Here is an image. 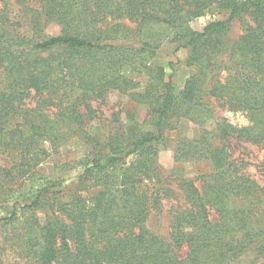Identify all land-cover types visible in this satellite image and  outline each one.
Returning a JSON list of instances; mask_svg holds the SVG:
<instances>
[{
  "label": "trees",
  "instance_id": "16d2710c",
  "mask_svg": "<svg viewBox=\"0 0 264 264\" xmlns=\"http://www.w3.org/2000/svg\"><path fill=\"white\" fill-rule=\"evenodd\" d=\"M210 10L223 19L193 29ZM161 25L163 42L187 51L181 89L145 35ZM114 92L148 107L147 130L134 112L103 118L93 102ZM71 142L88 150L83 172L1 220L13 233L0 264H264V187L236 155L239 144L264 150V0H0V203ZM165 146L208 172L167 187ZM256 167L264 178V159ZM171 198L166 238L147 222Z\"/></svg>",
  "mask_w": 264,
  "mask_h": 264
},
{
  "label": "rangeland",
  "instance_id": "374dc122",
  "mask_svg": "<svg viewBox=\"0 0 264 264\" xmlns=\"http://www.w3.org/2000/svg\"><path fill=\"white\" fill-rule=\"evenodd\" d=\"M223 17L217 14V11L210 10L204 17H201L192 22L193 29L201 31L207 24L212 21H218ZM244 29V22L235 21L230 30V37L237 39ZM60 29L56 26L48 28L47 33L50 35H57ZM145 35L156 45L159 46V59L166 64L168 77H170L178 89L183 88L187 78L189 77L190 69H186L184 61L187 58L186 50H174V46L163 42V39L168 38L172 31L166 26H150L145 29ZM173 47V49H171ZM166 51H169L166 53ZM170 63L174 69L171 68ZM174 63V64H173ZM93 106L99 108L102 112L103 118L111 120L112 115L123 109L121 113L122 121H127V113L134 112L140 123L144 125V130L149 127L146 124L149 118V110L146 106L136 105L130 101V97L123 96L117 92L111 93L104 104L93 102ZM217 115L220 117H228L234 123H243L244 119L240 115L229 114L225 110L218 108ZM180 129L188 136L192 137L195 131V125L184 122ZM88 150L80 143H67L59 147L58 151L49 156L45 161L36 167L31 175L25 179L24 183L15 189L4 203H0V239L2 236L13 233L12 223L5 224L2 219L11 217L12 212L17 207L26 204L27 201L36 194L41 187L47 182H67L78 179V176L83 172L84 160L87 157ZM236 155L244 158L248 163L247 172L253 179L264 187V178L259 172L256 165L264 159V150L250 143L236 145ZM235 156V155H234ZM5 164L3 156L0 155V166ZM158 170L164 179V184L174 190H178V179H196L201 176L204 171L207 173L208 166L197 163L179 164L175 162L174 151L171 147L165 146L161 149L158 156ZM200 182V180H198ZM178 200L174 198L165 199L162 206H158L151 213L147 222L148 227L157 235L162 237H169L170 225L172 216L179 208ZM18 211L21 208H17ZM21 213V212H20ZM23 213V212H22ZM20 215V214H19ZM41 216V212H39ZM19 217V216H18ZM17 224V223H16ZM10 231V232H8Z\"/></svg>",
  "mask_w": 264,
  "mask_h": 264
}]
</instances>
